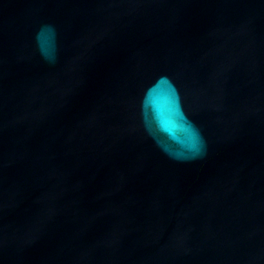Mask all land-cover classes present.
I'll return each instance as SVG.
<instances>
[{
	"label": "water",
	"instance_id": "1",
	"mask_svg": "<svg viewBox=\"0 0 264 264\" xmlns=\"http://www.w3.org/2000/svg\"><path fill=\"white\" fill-rule=\"evenodd\" d=\"M0 264H264V0H0Z\"/></svg>",
	"mask_w": 264,
	"mask_h": 264
}]
</instances>
